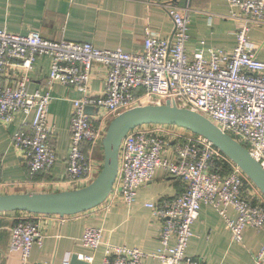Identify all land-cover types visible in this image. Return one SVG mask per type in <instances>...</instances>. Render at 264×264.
I'll return each mask as SVG.
<instances>
[{
    "label": "built area",
    "instance_id": "built-area-1",
    "mask_svg": "<svg viewBox=\"0 0 264 264\" xmlns=\"http://www.w3.org/2000/svg\"><path fill=\"white\" fill-rule=\"evenodd\" d=\"M228 2L233 8L231 17L240 23L237 44L230 50L201 46L189 52L190 20L172 1L161 4L173 21L171 35L160 38L147 30L144 49L136 52L102 49L91 42L53 41L37 31L21 34L0 28V122L7 125L19 114L33 116L29 130H17L12 136L29 173L50 171L57 160L50 142L55 130L49 122L53 96L49 91L29 90L30 72L44 55L51 58L50 87L59 83L83 93L73 99L64 182L69 190L87 186L101 171L103 163L92 153L103 142L114 117L136 106L167 100L210 119L264 167V60L247 38L253 26L264 24V0ZM97 66L105 70V87L103 94L92 95ZM89 106L93 114L87 113ZM177 128L155 124L128 132L121 144L118 176L105 201L108 207L118 202L131 206L139 189L152 182L160 168L179 179L180 194L160 204L147 203L161 223V247L149 253L139 247L104 243L103 228L87 227L82 242L93 250L105 245L102 264H145L150 256L161 264H203L187 255L193 224L203 204L220 213L237 242H242L247 228L264 230V195L259 188L207 138ZM85 144H90V150H85ZM229 207L236 218L228 214ZM36 215L19 213L10 229V250L20 253L21 264H31L33 245L42 238ZM79 258L89 263L94 259L93 255ZM254 264H264V244L254 255Z\"/></svg>",
    "mask_w": 264,
    "mask_h": 264
},
{
    "label": "crops",
    "instance_id": "crops-1",
    "mask_svg": "<svg viewBox=\"0 0 264 264\" xmlns=\"http://www.w3.org/2000/svg\"><path fill=\"white\" fill-rule=\"evenodd\" d=\"M165 1L174 2L188 15L190 39L186 47L189 52L201 46L228 50L236 46L240 23L231 17L233 8L228 0H0V28L21 34L37 31L53 41L91 42L102 49L120 48L136 52L144 49L147 30L160 38L171 35L173 21L161 6ZM247 38L255 46L258 57L264 60V24L253 26ZM50 72L51 58L40 56L30 72L29 90L49 91L53 96L49 122L55 128L50 142L56 151V163L50 171L31 175L21 152L14 147L13 134L17 130H29L32 115L25 117L19 114L7 125L0 122V194L70 189L64 182L71 147L73 99L82 97L83 93L59 83L50 87ZM104 79L105 70L97 66L90 94H103ZM85 150H90V144H85ZM94 158L99 163L104 162L102 143H99ZM182 191L181 181L160 168L154 180L139 189L137 199L131 206L118 202L108 207V202H105L74 215H36L42 238L33 245L31 264H63L73 254L93 255V261L88 263L102 264L105 245L93 250L82 242L83 234L90 226L103 228L104 243L157 252L161 247V223L147 203L160 204ZM228 214L232 218L237 216L230 207ZM17 218L18 214L14 212H0V264H21L20 253L10 250V229ZM263 244L264 230L254 228H247L243 232L242 242L235 241L220 213L213 206L203 204L193 224L187 255L199 259L203 264H254V255ZM145 264L161 263L150 256Z\"/></svg>",
    "mask_w": 264,
    "mask_h": 264
},
{
    "label": "water",
    "instance_id": "water-1",
    "mask_svg": "<svg viewBox=\"0 0 264 264\" xmlns=\"http://www.w3.org/2000/svg\"><path fill=\"white\" fill-rule=\"evenodd\" d=\"M93 114V107L86 109ZM164 124L188 129L211 141L233 161L264 195V167L250 151L204 115L167 100L163 104L140 105L114 117L103 139L104 162L96 178L74 190L40 193L0 194V212L26 211L45 215H74L96 208L112 192L120 165L122 140L143 125ZM70 264H89L73 254Z\"/></svg>",
    "mask_w": 264,
    "mask_h": 264
},
{
    "label": "rangeland",
    "instance_id": "rangeland-1",
    "mask_svg": "<svg viewBox=\"0 0 264 264\" xmlns=\"http://www.w3.org/2000/svg\"><path fill=\"white\" fill-rule=\"evenodd\" d=\"M98 145H99V144H97L96 146H94L93 153H92V157H95V155H96V150H97V148H98Z\"/></svg>",
    "mask_w": 264,
    "mask_h": 264
},
{
    "label": "trees",
    "instance_id": "trees-1",
    "mask_svg": "<svg viewBox=\"0 0 264 264\" xmlns=\"http://www.w3.org/2000/svg\"><path fill=\"white\" fill-rule=\"evenodd\" d=\"M14 213H16V214H19V213H21V212H23V211H13ZM24 212H26V211H24ZM29 213V212H28Z\"/></svg>",
    "mask_w": 264,
    "mask_h": 264
}]
</instances>
